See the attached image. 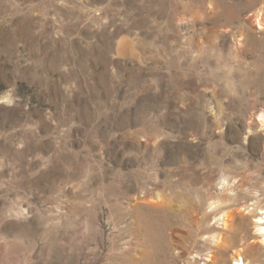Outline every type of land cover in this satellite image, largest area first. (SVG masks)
Wrapping results in <instances>:
<instances>
[{"label": "rangeland", "instance_id": "1", "mask_svg": "<svg viewBox=\"0 0 264 264\" xmlns=\"http://www.w3.org/2000/svg\"><path fill=\"white\" fill-rule=\"evenodd\" d=\"M260 23L264 0H0V264H264Z\"/></svg>", "mask_w": 264, "mask_h": 264}, {"label": "bare ground", "instance_id": "2", "mask_svg": "<svg viewBox=\"0 0 264 264\" xmlns=\"http://www.w3.org/2000/svg\"><path fill=\"white\" fill-rule=\"evenodd\" d=\"M256 5V4H255ZM257 18L259 19V21L261 20V14H259L258 16H257ZM260 27L263 29L264 27L261 25V23H260ZM244 28H242V30H243ZM242 47L244 48V50L246 51V52H256L259 56H260V58H263L264 59V38H259V37H250L249 39H248V41L247 40H242ZM233 50V49H232ZM236 51H237V49H235ZM231 54H232V56H234V54L236 53L234 50L233 51H231L230 52ZM260 83H261V86H263L264 87V80H261L260 79ZM250 85H252L253 84V82L252 81H250V83H249ZM264 117V116H263ZM260 120H262V122H264V118H262V119H260ZM213 156V155H212ZM216 161V160H215ZM171 162V161H170ZM174 164H175V162H174ZM172 166V165H171ZM176 167V166H175ZM174 167V168H175ZM174 170H177V169H174ZM173 170V171H174ZM173 171H171V173L173 172ZM179 171V170H178ZM185 172V171H184ZM170 173V172H169ZM174 173V172H173ZM225 173V172H224ZM223 173V174H224ZM227 173H229L230 174V170L229 169H227ZM177 174V173H176ZM175 174V175H176ZM179 174V173H178ZM226 175V174H225ZM171 176V178H170V180H168V182H169V184H168V182H167V184H168V197H167V201H168V205H169V212L172 214V215H176V211L178 210L177 208H178V204L179 203H183V202H185L184 200H185V193L183 192V190H181V189H179L181 186V184H177V182H176V180H175V178L176 177H174V174H172V175H170ZM178 176V175H177ZM230 176V175H229ZM179 182H180V180H179ZM210 182V181H209ZM183 183V182H182ZM187 184V183H186ZM225 184H227L228 185V188H227V190H228V193L227 194H223V195H218V196H216V197H213V202H212V204H211V207H210V209L212 210V211H214V212H216V213H218V212H220L219 214H221V217L219 218V220H221L222 222H223V228L225 229V230H227L228 228H230L232 225V223L231 222H233V221H231V214L228 212V211H226L225 210V208L227 207V206H229V204H231V203H235V202H237L238 201V199H239V197L241 196V192H235L237 189H238V187H240V183H238V184H233L232 183V180H228V181H225ZM208 185H209V183H208ZM207 185V186H208ZM186 186V185H185ZM188 187V186H187ZM209 187V186H208ZM212 187V186H211ZM206 189H207V187H206ZM208 190V189H207ZM241 191V190H240ZM205 192V191H204ZM162 193V192H161ZM210 193V192H209ZM207 194V193H206ZM148 195V194H147ZM146 195V196H147ZM167 195V194H166ZM208 195V194H207ZM207 195H206V197H207ZM215 195V194H214ZM162 196V195H161ZM212 196V195H211ZM210 196V197H211ZM192 197V196H191ZM204 197V196H203ZM206 197H204V198H206ZM147 198V197H146ZM149 198V197H148ZM160 198V197H159ZM198 198V197H197ZM162 199V198H161ZM166 199V198H165ZM207 199V198H206ZM150 200V199H149ZM154 200V199H153ZM156 200V199H155ZM211 200V201H212ZM206 201V200H205ZM187 202H189V201H187ZM194 202V201H193ZM154 203V202H153ZM198 203V202H197ZM203 203V202H202ZM163 204V203H162ZM185 204V203H184ZM150 205H152V204H150ZM155 205V204H154ZM166 205V204H165ZM167 205V206H168ZM179 205H181V204H179ZM192 205V204H191ZM202 205V204H201ZM210 206V205H209ZM185 207V206H184ZM202 207V206H201ZM158 208V207H157ZM186 208H187V206H186ZM209 208V207H208ZM177 209V210H176ZM183 209L184 208H182V209H180L179 208V210H182L183 211ZM195 209V208H194ZM197 209H198V207H197ZM203 209V208H202ZM227 209V208H226ZM232 209H234V208H232ZM252 210H254V209H252ZM188 211V210H187ZM186 211V212H187ZM193 211V210H192ZM205 211V210H204ZM262 212H261V214H262V216H260L259 218H257V221H256V223H257V234L260 236V238H261V242H262V244H263V246H264V210H261ZM190 212V211H189ZM188 212V213H189ZM195 212V211H194ZM232 212V211H231ZM234 212V211H233ZM181 213V212H180ZM200 213V212H199ZM204 213V212H203ZM222 213H224V215L222 214ZM248 214H250L251 213V210L250 211H248L247 212ZM186 214V213H185ZM193 214V213H192ZM201 214V213H200ZM213 214V213H212ZM165 216V215H164ZM191 216V215H190ZM201 216V215H200ZM182 217V216H181ZM208 217V216H207ZM214 217V216H213ZM165 218H166V216H165ZM185 218H187V217H185ZM162 219V218H161ZM164 219V218H163ZM183 219V218H182ZM203 219V218H202ZM156 220V219H155ZM193 221H194V219H192ZM191 220V221H192ZM171 221V220H170ZM199 221V220H198ZM209 221V220H208ZM161 222V221H160ZM160 222H158V223H160ZM186 222V221H185ZM201 222V221H200ZM170 223V222H169ZM187 223V222H186ZM192 223V222H191ZM198 223V222H197ZM164 224H165V222H164ZM167 224V223H166ZM177 224V223H176ZM195 224V223H194ZM204 224H206V223H204ZM155 225H156V223H155ZM171 225H172V223H171ZM184 225H185V223H184ZM198 225H200V224H198ZM158 226V225H157ZM169 226V225H168ZM172 226H174V225H172ZM186 226V225H185ZM185 226H183V227H185ZM190 226H191V224H190ZM153 227V226H152ZM167 227V226H166ZM188 227V226H187ZM197 227V226H196ZM195 227V228H196ZM199 227V226H198ZM205 227V226H204ZM215 227V226H214ZM211 228V227H210ZM167 229V228H166ZM175 229V228H174ZM183 229H185V228H183ZM207 229V228H206ZM215 229V228H214ZM176 230H177V228H176ZM194 230V229H193ZM192 230V231H193ZM210 230H212V229H210ZM209 231V230H208ZM157 232V231H156ZM165 232H166V230H165ZM178 232V231H177ZM183 232V231H182ZM196 232V231H195ZM199 232H200V230H199ZM205 232V231H204ZM159 233H160V231H159ZM218 232L215 230V234H217ZM156 234V233H155ZM171 234V233H170ZM172 234H173V232H172ZM176 234V233H175ZM184 234V233H183ZM187 234V233H186ZM198 234V233H197ZM204 235V234H203ZM156 236V235H155ZM180 236V235H179ZM188 236V235H187ZM186 236V237H187ZM193 236H195V235H193ZM203 237V236H202ZM180 238V237H179ZM195 238V237H194ZM205 240H208L209 239V237H206V236H204L203 237ZM214 238V240H212L213 242H214V244H215V246L216 247H218L219 249H220V246H221V244L223 243V238H222V235L220 234L219 235V233H218V236H215V237H213ZM213 238H211V239H213ZM171 239V238H170ZM176 239V238H175ZM178 239V238H177ZM187 239V238H186ZM173 240V239H172ZM192 240V239H191ZM197 240V239H196ZM169 241H171V240H169ZM178 241V240H177ZM189 241V240H188ZM195 241V240H194ZM210 241V240H209ZM175 242V241H174ZM197 242V241H196ZM152 243H154V242H152ZM172 243V242H171ZM201 243V242H200ZM190 244H192V243H190ZM208 244V243H207ZM199 245V244H198ZM202 245V244H201ZM157 246V245H156ZM193 246V245H192ZM204 246H205V244H204ZM197 247V246H196ZM201 247V246H200ZM150 248V247H149ZM186 248V247H185ZM181 251V250H180ZM182 253V252H181ZM255 253H256V251H255ZM152 254V253H151ZM153 254H154V252H153ZM155 255V254H154ZM191 255V254H190ZM193 255V254H192ZM151 256V258H153L152 256L153 255H150ZM212 257H213V255H210L209 256V261H213V259H212ZM239 257H240V255H239ZM257 257V256H256ZM190 258V257H189ZM238 258V257H237ZM242 258L240 257L239 259H238V262H237V264H245L244 263V260H243V262H242ZM189 263H190V260L188 261ZM193 262V261H192ZM192 262H191V264H192Z\"/></svg>", "mask_w": 264, "mask_h": 264}]
</instances>
